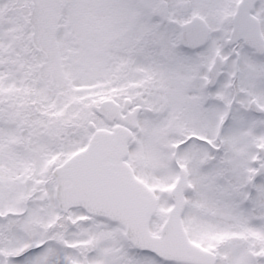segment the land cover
<instances>
[{
  "label": "snow or ice",
  "instance_id": "snow-or-ice-1",
  "mask_svg": "<svg viewBox=\"0 0 264 264\" xmlns=\"http://www.w3.org/2000/svg\"><path fill=\"white\" fill-rule=\"evenodd\" d=\"M0 264H264V0H0Z\"/></svg>",
  "mask_w": 264,
  "mask_h": 264
}]
</instances>
